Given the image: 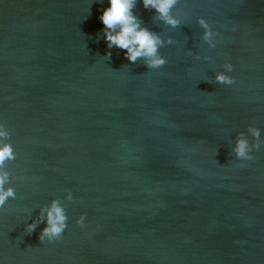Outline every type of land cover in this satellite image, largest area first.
Instances as JSON below:
<instances>
[{"label":"water","instance_id":"1","mask_svg":"<svg viewBox=\"0 0 264 264\" xmlns=\"http://www.w3.org/2000/svg\"><path fill=\"white\" fill-rule=\"evenodd\" d=\"M108 6L0 0V124L16 156L0 169L15 191L0 264H264V0H177L176 27L136 0L163 43L154 70L107 48ZM249 126L262 143L237 159ZM53 199L66 228L41 243Z\"/></svg>","mask_w":264,"mask_h":264},{"label":"clouds","instance_id":"2","mask_svg":"<svg viewBox=\"0 0 264 264\" xmlns=\"http://www.w3.org/2000/svg\"><path fill=\"white\" fill-rule=\"evenodd\" d=\"M136 0H108V7L105 8L99 16L103 24V34L107 42V48L113 46L123 49L124 55L131 63H136L138 59H143L145 66L148 69H158L165 65L166 60L158 52V49L163 46L160 37L151 32L146 27H141L136 16L133 15V8ZM177 3V0H142V4L146 9H154L156 18L164 23L176 27L179 21L171 15V9ZM198 24L204 29L202 39L206 42L212 41L216 33L212 30L209 23L202 17H198ZM168 43H172L168 40ZM209 47H215V43H210ZM105 56L110 57L111 53L107 52ZM208 59V57H204ZM224 67L228 72L232 71L233 66L230 63H225ZM215 82L223 85L233 84L234 78L224 74L217 73ZM247 132L251 133L253 142L249 144L248 138L244 133H238L234 140V145L231 152L235 158L241 160H250L254 157L251 155L253 150H258L262 141H260V131L258 128L249 126ZM9 133L4 130L0 124V169H3L5 162L15 160L16 156L13 151L12 144L8 140ZM9 181V173L0 171V208H3L9 197L15 198V191L12 187L5 188V184ZM68 198L72 199V194L69 191ZM43 219L46 220V226L39 234V240L49 242L58 240L64 229L66 228L67 216L60 202L53 199L44 213ZM84 215L76 219V224L84 227ZM39 220L33 221L25 226L28 234L36 228Z\"/></svg>","mask_w":264,"mask_h":264}]
</instances>
